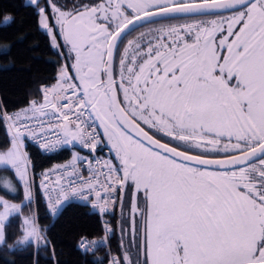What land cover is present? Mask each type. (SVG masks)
<instances>
[{"label":"snow or ice","instance_id":"obj_1","mask_svg":"<svg viewBox=\"0 0 264 264\" xmlns=\"http://www.w3.org/2000/svg\"><path fill=\"white\" fill-rule=\"evenodd\" d=\"M28 3L59 49L51 8L75 54L76 76L62 66L56 83L42 88V101L22 112L38 120L33 126L41 135L58 133L57 143L78 141L90 151L101 142L98 122L119 160L89 180L81 176L79 186L70 180L67 190L42 182L52 216L69 195L87 201L85 192L94 193L93 207L104 214L116 203L108 199L111 193L129 189L130 246L143 250V264H264V0H100L68 10L59 0ZM154 17L191 22L148 28L121 51L131 32L158 22ZM2 118L15 131L0 165L14 169L25 200L32 201L21 151L24 121L19 113ZM78 159L73 156L69 176ZM0 187L17 191L7 179ZM117 199L124 207V197ZM0 207L3 246L6 221L21 213V204L0 197ZM137 214L143 216L142 235ZM35 221V215L24 217L17 245L34 243L39 250L49 243ZM113 231L105 222V241ZM102 242L81 237L78 247L94 251ZM123 261L134 264L127 253ZM110 264L122 261L114 257Z\"/></svg>","mask_w":264,"mask_h":264},{"label":"trees","instance_id":"obj_2","mask_svg":"<svg viewBox=\"0 0 264 264\" xmlns=\"http://www.w3.org/2000/svg\"><path fill=\"white\" fill-rule=\"evenodd\" d=\"M63 1L66 0H61V3ZM49 15L51 17L50 12ZM5 17L12 20L5 24ZM37 19L34 8L26 0H0V150L10 148L12 141V133L3 115L20 111V117H31V112L25 114L22 109L33 100L42 101V86L55 83L58 71L66 63L65 54L60 48L52 46L50 34L38 27ZM6 45H10L8 50H5ZM101 134V148L111 153L119 165L103 132ZM24 150L34 184L33 200L25 202L22 210L25 214L30 212L36 216V224L49 243L41 245L39 250L34 243L17 245L16 242L23 237V215L14 214L6 222L7 243L0 246V264H107L110 251L123 260L119 241L130 229L127 226L131 222L129 205L117 209L116 214L106 215L101 214L93 204L71 201L53 217L47 208L42 187L43 174L54 165L69 161L72 150L65 145L53 153H44L41 147L27 138ZM4 173L16 181L9 167L0 166V180ZM19 189L13 194L0 187V193L22 200L21 187ZM104 221L114 228L104 246L97 247L93 252L80 249L78 242L81 237L91 240L103 237ZM13 245L14 248L9 247Z\"/></svg>","mask_w":264,"mask_h":264},{"label":"built area","instance_id":"obj_3","mask_svg":"<svg viewBox=\"0 0 264 264\" xmlns=\"http://www.w3.org/2000/svg\"><path fill=\"white\" fill-rule=\"evenodd\" d=\"M73 82H75V81H73ZM27 118L28 117H21V120L24 121V124L21 126V130L25 134L28 135L29 140L39 147H40L41 143H48V144L52 145V147H50L48 149L42 148L44 153H53L54 151L59 150L63 146V143H57L58 140H62V137L58 133L46 132V133H43V135H41L42 129L39 127L33 126V125L38 123V120H35V119L29 120ZM44 119L47 120L48 118L45 117ZM8 123L10 125L11 122L8 121ZM94 128H95L96 132L98 133L99 139L101 142L98 144V147L95 151H90L91 154L88 157L83 158V159L76 162V165H75L76 174L69 176V173L73 172L72 162H70V161L65 162V163L56 164L52 168H50L49 170L44 172L42 182L46 183L50 189H55L56 191H59L60 188L63 187L65 190H67L68 183L70 180L75 181L76 186H79L81 176L83 177L84 180H89L92 178V176L95 173L100 172L101 167L104 166L106 163L110 162L113 165H117L116 161H115L114 157L111 155V153H109L108 151H105L101 148V146H102V134H101L100 128H99L97 123L94 125ZM11 130H12V132L15 131V129H13V128H11ZM89 162H91V169H92L91 171L89 170ZM46 173L48 174L47 181H45V174ZM106 173H107V169L105 167L103 173H101L99 176V179L101 182H103L104 175ZM58 181H59V183H58ZM97 190H101V189L97 188ZM56 191L52 192L53 197H55ZM84 195L89 196V199L87 201H84L79 196L69 195V199H68V201L65 202V204L68 202H71V201H81V202L93 204V201L95 200L94 193L89 195L87 192H85ZM118 197H120V190L119 189H117L115 192L111 193V195L108 197V199L110 201H116V203L115 204L110 203L109 204V211L104 213V214L113 215L115 213V211L117 210L118 202H119L117 199ZM107 219H109V218H107ZM105 222H107V221H104V235H103V237H101L100 239L97 240V241H103V242L98 244L96 246V248L101 246V245L104 246V243L107 241V240L106 241L104 240ZM107 226H109V225L107 224ZM86 238L88 240H91L89 237H86ZM114 257H116V256H114V255L112 256V254H109L108 264H110V261Z\"/></svg>","mask_w":264,"mask_h":264},{"label":"rangeland","instance_id":"obj_4","mask_svg":"<svg viewBox=\"0 0 264 264\" xmlns=\"http://www.w3.org/2000/svg\"><path fill=\"white\" fill-rule=\"evenodd\" d=\"M26 1L28 2V0H26ZM43 2H44V0H41V4H42V5H43ZM52 2L55 3L56 0H52ZM59 3H60V4H66V5H72V4H73L72 1H69V2H68L67 0H66V1H63L62 3H61V0H59ZM68 9H70V8L67 6V8L64 9V10H68ZM49 12H50V14H51V16H52V20H53V24H51V17H50V15H49V24H50V26H54V27H53V33H52V34H54V35L56 36L57 43L60 45V50L65 54V57H66V63H65V65H66L67 68H68L67 70L70 71L71 74H72L73 77H74V76H76V73L73 71L74 69H73L72 65L75 63V60H74V56H75V54H74V53H71V52H70V48H69V46L65 44V41L63 40V36H62V34H61L60 28H59V26L56 24L55 15L52 13L51 8H49ZM49 12H48V14H49ZM50 36H51V34H50ZM76 82L78 83V81H76ZM50 85H51V84H46V85H43V86L46 87V86H50ZM43 86H42V88H43ZM14 114H15V112H14V113H10V114L7 113L8 116H14ZM7 123H8V121H7ZM8 125H9V123H8ZM9 128H10V125H9ZM10 131H11V133H12L11 128H10ZM73 143H78V144H80L78 141H73L71 144H65V145H66V146H71ZM24 145H25V135H24L23 138H22V146H21V151L25 153ZM80 145H81V144H80ZM81 146H82V145H81ZM4 151H7V150H0V152H4ZM113 152H114V150H113ZM74 155L79 156L80 159L87 157V153H86L84 150L79 149V148H76V147H74V148L72 149V159H73V156H74ZM114 155L116 156L115 152H114ZM27 159H28V158H27ZM72 159H71V162H72ZM80 159H78L77 161H79ZM77 161H76V162H77ZM0 166L2 167V166H5V165H0ZM6 167H9V168H10V166H6ZM11 171H12V173H13V175H14L16 181H17L21 186H20V185L18 186L17 182L14 181V178H12L9 174H6V173L3 174L1 180H4V179L10 180V181L12 182V185L17 189L16 192H14V193H13V192H10V193H13V194L18 193L19 190H20V189H19L20 187H21V190H22V193H23V187H24L23 182L18 180V177L14 174V169H11ZM28 180H29V182H30V186H31L32 191H33L34 180H33V174H32V170H31V166H30L29 160H28ZM129 195H130V191H129V189H128V192H127V195H126V200H127V202H128V197H129ZM0 197H2V198L5 199V200H8L10 203L21 204V214L23 215V219H24V217L32 216L30 212H29V213H26V214L23 213V210H22L23 204H24L25 202H27V200H25V198H24V193H23V199H22V200L11 199V198H9V197H7L6 195L1 194V193H0ZM78 202H81V201H78ZM83 203H85V202H83ZM2 211H3V208L0 207V212H2ZM116 211H117V210H116ZM116 211H115V212H116ZM114 214H116V213H114ZM128 214L131 215V212L128 211ZM12 215H14V214H11V215L9 216V218H10ZM138 215H140V214H138ZM138 215H137V217H138ZM9 218H8V220H9ZM6 222H7V221H6ZM35 222H36V221H35ZM108 227L114 229L113 226H111V225H109ZM113 232H114V231H113ZM128 235H129V232H126V233H125V236H128ZM123 237H124V236H123ZM123 237H122V238L120 239V241H119V244H120V246H121V250H122V257H124V256H123V253H124V254L126 253L125 245H124V243H122V241H123ZM114 253H115V252H114ZM115 254H116V253H115ZM116 255H117V254H116ZM117 256L120 258L119 255H117ZM129 257H130V256H129ZM120 260L122 261V264H126V262L123 261L122 258H120Z\"/></svg>","mask_w":264,"mask_h":264},{"label":"flooded vegetation","instance_id":"obj_5","mask_svg":"<svg viewBox=\"0 0 264 264\" xmlns=\"http://www.w3.org/2000/svg\"><path fill=\"white\" fill-rule=\"evenodd\" d=\"M72 2H73L72 5H67L69 8H71L74 4H80V3H83V4H94V3H99L100 0H78V1L77 0H73ZM208 18H210V17H208ZM154 20H157L158 22L155 23V24L146 25L145 27L137 28L135 31L131 32V34L128 35L126 40L124 41V45L121 46V51L123 50L124 46H127V40H137L141 33H146L148 31V28H158V27H160L161 24H180V23H184V22H191L190 20L186 21L183 18H175V19H170V20L169 19L161 20L160 18H158V19H154ZM148 38L149 37L145 36V38H144L145 42L148 40ZM73 71L75 72V69ZM117 79H118V77H117ZM145 128H146V126H145ZM157 138H159V135H157ZM104 139L107 142V138L105 136H104ZM166 141H167V138H165L164 142H166ZM198 151L199 150H193L192 154H196V152H198ZM217 157H220V156H213V157H210V158H217ZM213 170H215V169H213ZM127 192H128V189L125 190V194H124V202H125L124 206L127 205V204L129 205V203L126 200ZM120 196H122L121 192H120ZM140 207L142 208L143 204H141ZM122 208L123 207H121V204L118 203V209L121 210ZM129 208H130V205H129ZM137 215H136V220H137V222L139 223V225L141 227V235H142L143 216L142 215H138V217H137ZM127 226H129V228H130V224L127 225ZM128 232H129V235L123 237V243L125 245L126 253H127L128 256H130V258L132 259L134 264H136L137 261H139V264H143V260H144L143 250L141 249L138 252L137 248L135 246H130V240H131L130 229H129ZM124 255L125 254L123 253V256Z\"/></svg>","mask_w":264,"mask_h":264},{"label":"water","instance_id":"obj_6","mask_svg":"<svg viewBox=\"0 0 264 264\" xmlns=\"http://www.w3.org/2000/svg\"><path fill=\"white\" fill-rule=\"evenodd\" d=\"M153 19H158V18H153ZM141 23H143V22H141ZM143 126V125H142ZM145 130H147L146 128H145ZM150 134H152L151 132H150ZM74 146L75 147H80L78 144H74ZM217 158H221V157H217ZM126 190V189H125ZM125 190L123 191V193H122V196L124 197V194H125Z\"/></svg>","mask_w":264,"mask_h":264},{"label":"crops","instance_id":"obj_7","mask_svg":"<svg viewBox=\"0 0 264 264\" xmlns=\"http://www.w3.org/2000/svg\"><path fill=\"white\" fill-rule=\"evenodd\" d=\"M26 138V137H25ZM76 144V143H75Z\"/></svg>","mask_w":264,"mask_h":264}]
</instances>
